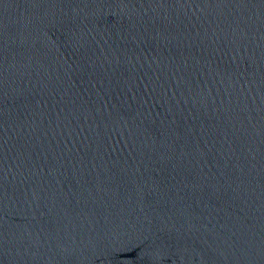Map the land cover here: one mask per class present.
I'll return each instance as SVG.
<instances>
[{"label": "water", "instance_id": "obj_1", "mask_svg": "<svg viewBox=\"0 0 264 264\" xmlns=\"http://www.w3.org/2000/svg\"><path fill=\"white\" fill-rule=\"evenodd\" d=\"M0 264H264V0H0Z\"/></svg>", "mask_w": 264, "mask_h": 264}]
</instances>
